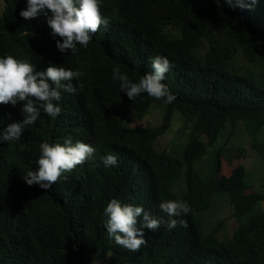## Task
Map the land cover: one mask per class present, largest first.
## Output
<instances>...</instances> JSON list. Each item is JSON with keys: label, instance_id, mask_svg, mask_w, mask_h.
I'll return each instance as SVG.
<instances>
[{"label": "trees", "instance_id": "obj_1", "mask_svg": "<svg viewBox=\"0 0 264 264\" xmlns=\"http://www.w3.org/2000/svg\"><path fill=\"white\" fill-rule=\"evenodd\" d=\"M23 1L0 0V55L13 49L21 57L20 50L26 58L64 61L79 70L87 78L83 84L88 89L86 115L92 125L104 127L88 130L84 121L79 123V129L92 133L97 147L100 144L99 157L70 178L62 174L47 192L39 185L29 186L23 176L38 168L39 144L60 138L55 128L46 140L42 130L46 120H37L20 140L0 143V264H152V252L144 249L127 257L108 255L104 230H97L106 219L105 202L124 192L135 176L162 184L166 189L161 195L167 199H178L173 190L186 187L181 199L191 208L186 215L191 231L187 250L163 264H232V254L237 263L249 261L254 248L250 235L257 238V250L264 245V191L248 186L243 163L230 176L219 175L221 156L232 160L233 155L224 152L225 146H216L230 125L227 141L242 132L264 164V0L244 9L231 7L225 0H106L111 2L109 11L131 4L123 16L132 32L106 41L92 39L87 48L81 47L68 58L61 56L47 36L52 37L51 33L38 21L20 17L26 7ZM25 28L35 33H24ZM142 46L170 55L178 51L189 63L183 68L185 73L167 85L177 97L173 103L165 104L146 93L130 100L120 92L119 81L112 80L114 66L133 82L147 72L135 56ZM0 105V128H6L5 120L19 108ZM156 108L163 111L160 123H141ZM175 113L186 118L181 131L191 130L173 151L160 150L158 140L173 128ZM126 118L136 129L125 126L122 120ZM77 124L72 119L69 126ZM211 148H216L214 158L204 171L200 165ZM245 151L240 146L237 155L245 157ZM106 153L118 157L117 166L103 165ZM161 157L179 168L177 178L165 176L158 167ZM248 188L252 191L246 192ZM224 191L232 200L234 215L240 220L247 216L228 238L220 236L226 220L213 221L209 211ZM243 240L252 245L245 256L238 250Z\"/></svg>", "mask_w": 264, "mask_h": 264}, {"label": "clouds", "instance_id": "obj_2", "mask_svg": "<svg viewBox=\"0 0 264 264\" xmlns=\"http://www.w3.org/2000/svg\"><path fill=\"white\" fill-rule=\"evenodd\" d=\"M23 2L26 3V7L19 12L20 17L38 21L37 24L51 33L52 37L47 34L48 38L65 58L70 54H76L81 47L87 48L92 39L106 41L121 37L125 32H132L129 21L123 16L130 3L119 6L115 11H109L111 2L106 0H24ZM225 2L231 7L244 9L251 8L259 0H249V2L225 0ZM112 5L117 3L112 2ZM27 32L35 33V30L25 28L24 33ZM160 34L170 38L168 34ZM25 47L30 50L29 47ZM12 50L0 55V104H5L6 108H19V111L10 120H5L6 128H0V143L10 144L20 140L22 133L37 120H46L42 128L46 140L51 129L55 128L60 138L39 144L40 154L36 161L38 168L28 171L23 176V180L29 186L39 185L47 192L62 174L70 178L77 170L85 168L99 157L100 144L97 147L92 138L93 134L89 131H81L79 123L88 120L89 123H85L88 130L95 127L102 129L104 125L101 123L92 125L89 116L86 115L84 104L88 100V89L83 84L87 83V78L83 77L79 70L64 61L61 64L58 61L51 62V59L26 58L20 50L18 51L22 56L17 57ZM174 53L170 55L156 51L152 47L142 46L135 56L143 61L147 72L140 76L138 82L129 79L127 73H123L119 66L113 67L111 78L114 82L119 81L120 92H124L130 100L135 101L141 94L146 93L158 101L171 104L177 97L169 89L170 84L173 85L176 81L175 76L185 73L184 67H189V63L180 58L178 51L174 50ZM0 109H3V105H0ZM72 119L78 121L77 126H69ZM122 121L127 128L136 129L128 122V118ZM101 159L105 167L118 165V157L115 154L106 153ZM131 161L133 163L135 160L131 158ZM157 163L165 172V176L172 175L177 178L179 168L176 165L163 157ZM218 174L227 175L220 174V170ZM165 189L162 184L155 185L135 176L124 192L111 195L103 209V216L106 219L97 227V230H104V241L109 246L108 255L113 252L120 257H127L144 249L152 252L149 259L154 260L152 264H163L173 255L177 257L186 252L188 236L191 232L187 227L186 216L191 208L181 199L186 187L173 190L178 199L164 198L161 193ZM221 194L225 195L232 204L229 193L224 191ZM230 209H232L231 205ZM209 211L214 212L215 208ZM232 215L239 221L235 232L247 216L240 220L233 211ZM212 218L215 222L223 220L217 219L216 214H213ZM226 228L227 224L221 227L220 233ZM206 230H211L207 217ZM249 235L248 232L247 238ZM220 236L231 237L223 234ZM252 236L250 235L249 238H252L254 248L251 255L246 256L249 261L237 263L232 254L230 257L232 264H264V245L260 242V249L257 250V238ZM251 246L248 241L243 240L238 244V250L245 256Z\"/></svg>", "mask_w": 264, "mask_h": 264}, {"label": "rangeland", "instance_id": "obj_3", "mask_svg": "<svg viewBox=\"0 0 264 264\" xmlns=\"http://www.w3.org/2000/svg\"><path fill=\"white\" fill-rule=\"evenodd\" d=\"M163 115V111H159L158 108L154 109L151 114L147 115L144 120L141 122L145 125H155L160 123V117ZM173 121V128L171 127L168 134L163 135L158 140V148L160 150L167 149L173 151L178 146L183 144V141L186 139L187 134L190 132V128L185 129V132L181 131L183 127V121L186 118L182 117L180 114L175 113ZM150 121V122H149ZM231 126L229 125L227 130L225 131L224 135L220 136L217 148L225 146L224 152L229 153V155H233L232 160H230L226 156H221V167H220V174H227L231 175L233 169L240 164H245L248 170V186H256L257 191L262 190L263 188V178H264V164L261 163L258 156L255 154L256 151L251 147L248 138L239 132V137L234 136L229 141L228 134ZM202 140L207 142L208 137L203 136ZM244 142L245 144H243ZM241 147H245L247 149L246 156L248 155L249 158L240 157L238 154V149L240 150ZM216 148H211L208 155L205 156L201 166V169L205 171L206 168L210 167V161L213 160L214 151ZM205 175V173H204ZM247 191H252V189H247ZM215 211L212 214H216L217 219H226L227 228L221 232L220 234L224 236H231L234 230L239 225V221L236 217L232 215V211L230 209V203L226 199L224 195H220L217 197L216 203L214 205Z\"/></svg>", "mask_w": 264, "mask_h": 264}, {"label": "bare ground", "instance_id": "obj_4", "mask_svg": "<svg viewBox=\"0 0 264 264\" xmlns=\"http://www.w3.org/2000/svg\"><path fill=\"white\" fill-rule=\"evenodd\" d=\"M84 123L88 124L89 121L88 120H85ZM140 193L143 194V192H141V191H140ZM143 199H145V198H143Z\"/></svg>", "mask_w": 264, "mask_h": 264}]
</instances>
